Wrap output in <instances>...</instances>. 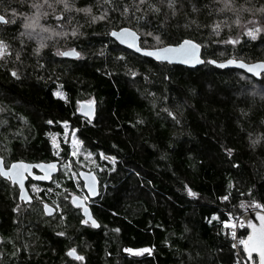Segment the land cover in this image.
Returning a JSON list of instances; mask_svg holds the SVG:
<instances>
[{"label":"trees","instance_id":"obj_1","mask_svg":"<svg viewBox=\"0 0 264 264\" xmlns=\"http://www.w3.org/2000/svg\"><path fill=\"white\" fill-rule=\"evenodd\" d=\"M32 2L13 0L8 6L28 13ZM76 2L83 7L98 0ZM124 2L131 4L132 0ZM150 2L170 17L162 29L165 44L192 38L202 43L206 60H264V34L256 40L240 35L252 14L241 12L240 27L222 29L216 36L210 25L222 15L234 17L231 13H215L213 0H182V8L181 0H177L175 17L160 0ZM193 3L198 9L195 13L191 10ZM205 3L207 8L202 7ZM252 3L259 7L264 0ZM71 15L72 24H78L82 34L67 38L64 47L75 48L81 53L79 58L59 56L55 46L43 50L39 57L32 55V40L21 37L25 45H19L21 24L3 25L0 35L16 37L13 53L20 51L23 63L17 62L14 54L0 62V100H4L0 103L10 111L5 119L7 126H0V142L7 146L3 155L9 161L62 162L52 153L49 132L62 136V122L67 121L97 161L91 170L99 177L100 195L90 206L100 227L82 226L81 210L75 208L64 223L58 220V213L49 218L33 210L19 219L22 222L14 223L18 220L12 211L16 190L0 178L1 235L18 246L29 245L11 264H82L66 256L70 247L85 257L83 264H193L189 254L196 253L198 264H234L230 234L226 235L227 230L212 218L215 215L223 220L229 212L238 216L241 201L247 205L252 199L264 203V100L260 96L264 79L239 70H221L209 63L198 68L158 63L120 46L108 35L118 25L133 27L141 36L142 47H155L153 38L139 31L136 21L127 23L119 12L111 13L116 17L111 22L94 24L83 14ZM147 15L152 25L163 19V15L158 19H152L153 13ZM260 15L255 13L256 17ZM191 19L201 27H186ZM66 27L70 29L71 25ZM144 30L153 28L145 26ZM228 35H240V43H214ZM11 67L19 70L20 80L6 71ZM57 91L64 97L54 95ZM148 93L155 94V108ZM164 96L169 100H163ZM86 100L96 105L91 123L78 114L80 103ZM164 107L176 112L181 122L176 124L160 111ZM49 120L53 123L48 124ZM9 129L19 130L21 137L12 139ZM249 133L252 139L260 136L261 142L250 146ZM224 147L233 150L231 157ZM61 148L63 160L73 161L69 145L61 142ZM101 153L115 156V163L102 159ZM66 171L62 169L63 175L55 176L53 183L38 184L50 187L60 181L62 188L74 190L76 183L65 176ZM188 188L196 195L190 196ZM224 195H229L227 201L220 199ZM50 198L44 197L51 204ZM40 208L38 205L35 209ZM59 231L66 236H57ZM125 248H150L151 254L132 256L124 252ZM0 251L10 253L12 245L6 242L0 245ZM0 264H10L9 258L4 257Z\"/></svg>","mask_w":264,"mask_h":264},{"label":"snow or ice","instance_id":"obj_2","mask_svg":"<svg viewBox=\"0 0 264 264\" xmlns=\"http://www.w3.org/2000/svg\"><path fill=\"white\" fill-rule=\"evenodd\" d=\"M3 0H0L2 3ZM160 4L166 5V8L170 10L171 17H175L179 11L176 7L177 0H160ZM147 5V7H143ZM183 2L181 0L180 7L182 8ZM202 7L207 8L208 5L205 3ZM30 8L33 11L29 13L19 12L16 8L11 6H7L4 8L3 12H0V25H16L19 18H22L23 23L21 24V28L23 31L19 32V37H27L29 40H34L36 46L32 48L31 54L39 57L41 55L42 49L46 48L48 45L45 41L52 40L56 37L61 38H75L80 33V26L78 24H72V13L83 14L85 17L89 19L91 23H97L98 21H107L111 22L115 20L116 17L112 16L111 13L119 12L120 18L125 20L127 23H131L133 20L136 21L137 26L139 27V31L143 32L145 36L152 37L157 45L152 48L141 47L140 35L137 30H134L133 27H127L118 25L117 27H113L108 35L113 37L120 44L127 45L129 48L135 49L136 52L142 53L148 57L154 58L159 62L166 63H174V62H182L184 64H196V63H211L217 64L218 62L215 59H210L208 61H204L201 59V48L202 43H198L196 40L192 38H181L176 43H164V35L166 33L162 32L163 26L166 21L170 18L168 13H162V9L156 3L150 2V0H132L131 4L124 2V0H98V2L93 5L91 3H86L83 7H78L76 0H34L30 4ZM94 8L100 9L97 13L94 11ZM212 8L214 12L217 14H226L231 13L233 19H230L228 15H222V19H218L216 22L210 25L212 33L216 36L221 35L222 29H228L231 31L232 26L235 25L237 27L241 26L240 13L245 12L252 14L250 19H246L243 25V32L240 35H246L251 40H256L257 36L260 34H264V24H261V20H264V3L260 4L257 7L252 3V0H213ZM192 12L195 13L198 11L196 5L192 4ZM136 13H142L141 15H137ZM148 13H153L152 19H158L160 15H163V19H158V24L152 25L151 20L148 18ZM255 13H260L259 17L255 16ZM67 14V15H66ZM211 14V13H210ZM66 25H71L69 29ZM192 25H196L197 28L201 27L197 23L195 19H191L186 23V27H191ZM252 25V26H248ZM152 27L153 31H145L144 28ZM5 32L7 29L4 30ZM240 35L233 36L228 35L226 39H221L219 41H214V43L225 44V45H237L240 43ZM16 39V37L4 38L3 35H0V61H6L13 54L15 55V60L19 63H23L21 60V52L16 51L13 53V44L12 41ZM147 43V41H144ZM19 45L21 48L25 45V40L20 39ZM57 55L59 56H74L79 58L81 53L76 51L75 48H71L68 51H59L57 50ZM227 65H237L240 68L245 69L248 73H251L258 79H264V60L257 61L252 64L245 63L243 60H237L230 58L225 63H220V67H225ZM43 67V65H39ZM6 71L10 74V76L16 80H20V73L16 67L7 68ZM132 75L135 76L136 73L132 72ZM169 77L166 75L165 80H168ZM54 95L63 98L62 93L56 92ZM149 96L153 97V107H156L155 103V94L148 93ZM261 99L264 100V89H262L260 93ZM163 100L168 101L169 97H162ZM91 105V101L88 102ZM4 111L3 108H0V112ZM160 111L166 113L167 117L171 118L176 124H179L181 121L176 112L171 110L168 107H164L160 109ZM92 112L91 107H89L85 112V116H89ZM19 118V117H18ZM23 119V118H20ZM7 120H0V126L7 125ZM48 124H52L53 121L49 120ZM65 127V135L67 137V121L62 122ZM89 123H91V119H89ZM139 123H143V121H139ZM74 131V130H73ZM11 132V129H9ZM12 139H17L21 137L22 133L17 130L15 132H11ZM250 137V146H255L261 142V137L258 136L255 139L251 138V133H249ZM5 141H8V136L5 135ZM81 142L73 136L72 145L75 148H78V145ZM51 146L54 150V155H59L57 149L59 148L58 141L56 136L53 135L51 137ZM5 150H8L7 148ZM224 152L227 156L231 157L233 150L227 147H224ZM71 155H77V151H73ZM89 155H91L89 153ZM102 159H110L113 164L116 161V157H105L103 153H101ZM39 168L43 171V175L39 177H35L39 180H51V173L57 171V164L55 162L50 163H39L36 165H32L26 163L22 160H13L11 163H8L5 160V157L0 155V178H3L5 181L10 182L12 185H18L19 187V201L23 202V207L25 209L32 208L33 201H39L41 208L39 210L32 209L33 211H38L39 215L46 216L49 218H55L54 214H59V219L61 223H64L65 217L68 212L72 211L73 208L80 209L82 211L83 218L80 219V224L82 226H90L93 228H99L100 225L95 218L92 217L87 201L90 200L91 197L96 196L97 187H96V178L92 173L87 174H77L72 171L71 165H67V171L65 172V176L70 180L76 183V187L79 189V179L80 176L84 177L83 189H86V194L77 195L72 193L70 195H64L63 200L65 202L70 203L71 208L62 207L60 203L57 201H53L50 205L47 203L43 197L40 195H29L27 190L25 189L24 181L26 179L25 174L27 173L29 176L33 175L32 169ZM232 167L238 168V164H232ZM70 173V175H69ZM137 175H139L137 173ZM60 187L59 183L56 185ZM187 187V186H186ZM229 187H233L232 184H229ZM32 190L34 193H39L40 189L36 187V185H32ZM188 194L190 196H195L196 193L188 188ZM53 191L52 188H48L46 193H51ZM67 192V189L64 190ZM249 195L252 193V189H249ZM57 195H60L59 193ZM222 201H227L229 199V195H224L220 197ZM240 208L252 209L255 213V220L258 223H254L252 219H248L243 215L235 216L232 212L227 213V218L221 220L218 216H213V220L219 221L222 225L223 229H226V235H231L232 240L234 241L231 244V248L236 249L237 247H242V252L236 254V260L234 264H264V203L260 200L252 199L251 203L245 205L243 201L240 202ZM22 209V204H16L12 211L20 214ZM22 221L14 219V223H20ZM212 221L210 220L209 223ZM237 228H246L247 235L246 236H238ZM114 231L119 232V229H115ZM32 235V233H29ZM57 236L64 237L66 233L64 231H59L56 233ZM19 239V237H17ZM9 243L12 245V251L9 253L7 251H0V260H3L4 257H8L10 264L11 262L18 256L22 255L24 251H27L29 248L28 244H24L22 246H18L13 240L10 238H6L4 236H0V245L4 243ZM124 252L129 254L141 255L142 253L151 254L150 248H125ZM256 254L254 257L253 254ZM66 256L72 258L75 261L83 262L85 257L78 253L75 247L68 248L66 252ZM199 256V253L195 255L189 254L190 262L193 264H198L196 261V257Z\"/></svg>","mask_w":264,"mask_h":264},{"label":"rangeland","instance_id":"obj_3","mask_svg":"<svg viewBox=\"0 0 264 264\" xmlns=\"http://www.w3.org/2000/svg\"><path fill=\"white\" fill-rule=\"evenodd\" d=\"M27 8H28V5H27ZM29 9H31L30 7H29ZM32 11H33V9H32ZM19 12H23V11H19ZM23 13H25V12H23ZM29 13V12H28ZM18 23H19V25L20 24H22L23 23V20H22V18H19L18 19ZM251 26V25H250ZM20 30L21 29H18V32H20ZM21 31H23V29L21 30ZM17 32V33H18ZM17 35H19V33L17 34ZM18 38L20 39L21 37H19L18 36ZM26 38V40L27 41H29V39L27 38V37H25ZM66 39L65 38H61V37H56V38H53L52 40H49V41H45V43L48 45L46 48H48V47H56L57 49H56V53H57V50H59V51H65L66 50V47H64V41H65ZM51 42V43H50ZM58 44H62V46H58ZM32 45H35L36 46V44H35V41L34 40H32ZM156 45V44H155ZM157 46V45H156ZM46 48H44V49H42V51L43 50H45ZM55 50V49H54ZM9 59V58H8ZM0 62H4V61H0ZM57 92H60V93H62L61 91H57ZM62 95H63V97H64V94L62 93ZM1 102H3L4 100H0ZM86 101H90V100H86ZM0 108H3L4 109V111H2V112H0V120H5L6 119V117L8 116V113H10V111H9V108L6 106V105H4V104H2V103H0ZM4 126H7V125H4ZM2 127V126H1ZM65 125L62 123V129H63V134H62V136L60 135V134H58V133H56V132H49V139H50V144H51V137L53 136V135H55L56 136V139H57V141H58V144H59V148L57 149V151L59 152V155L57 156V157H59L60 158V160L62 161L61 162V166H62V168H60V172H59V175L60 176H62L63 175V173H62V169H63V171L64 170H68L67 169V165H71V169H72V171L73 172H75V173H77L79 170H81V169H84V170H91V167H94V168H96V159L94 158V156L92 155V153H90L88 150H86V148L83 146V141L80 139V137L78 136V133H77V130L75 129V128H72L71 127V125L68 123L67 124V130H68V134H67V137H66V135H65ZM74 130V131H73ZM2 131V130H1ZM73 136H75V138L77 139V140H79L81 143L78 145V148H75L74 149V147H73V145H72V139H73ZM61 142H64V143H66V144H68L69 145V147H70V149H71V153L73 152V151H77V155H75V156H73V155H71L74 159H73V161L72 160H63V158L61 157V155H60V152H61ZM7 148V146L5 145V143H3V142H0V155H2V156H4L5 157V155H3L4 154V152H7V150H5ZM51 150H52V153L54 154V150H53V148H52V146H51ZM89 153L91 154V155H89ZM65 168V169H64ZM62 174V175H61ZM78 174V173H77ZM69 175H70V173H69ZM57 177V176H56ZM54 179H55V177H54ZM54 181V180H53ZM53 183V182H52ZM57 183H59V185H60V187H57L56 185H57ZM79 184H80V188L78 189V188H76V189H74V190H70V189H68V188H65V187H61L62 186V184H61V182L60 181H57L53 186H47V187H45L44 185H41V184H38V183H36V182H31L30 184H29V189H30V191H31V193L33 194V196H36V195H40L41 197H43V199H44V197L47 195H49L51 198V204H52V202L55 200V201H57L58 203H60L61 204V206L62 207H65L66 205H67V207H69V205H70V203H68V202H65L64 200H63V196L64 195H70V194H72V193H75V194H77V195H83V194H86V191L83 189V182H82V180L81 179H79ZM32 185H36V187L38 188V189H40V191H39V193H34L33 192V190H32ZM11 186V185H10ZM11 188H12V190H14V188L11 186ZM48 188H52L53 189V191L51 192V193H46V190L48 189ZM65 189H67V192H65L64 190ZM60 194V195H57V194ZM15 199H16V204H22V209H21V212H20V214L18 215V220L20 219H22L23 217H24V215L25 214H27L28 213V211H32V209H35L36 207L38 208V205L39 206H41L40 205V203H39V201H34V204H33V206H32V208H29V209H25L24 207H23V203L22 202H20L19 200H18V195H17V192L15 193ZM45 200V199H44ZM91 201H92V199H90L89 201H88V203L90 204L91 203ZM15 206V205H14ZM59 215V214H58ZM59 221H60V219H58ZM1 229H2V227H1ZM0 229V230H1ZM1 236V235H0ZM145 253H147V252H145ZM129 254V253H128ZM142 254H144V253H142ZM141 254V255H142ZM130 255H135V254H130ZM85 261H83V262H81L82 264L84 263Z\"/></svg>","mask_w":264,"mask_h":264},{"label":"water","instance_id":"obj_4","mask_svg":"<svg viewBox=\"0 0 264 264\" xmlns=\"http://www.w3.org/2000/svg\"><path fill=\"white\" fill-rule=\"evenodd\" d=\"M112 39H113L117 44H119L120 46H122V47H124V48H126V49H128V50H130V51H132V52H134L135 54H138V55H140V56H144V57L150 58V59L154 60L155 62L162 63V62L156 61V60H155L154 58H152V57H148V56H146V55H144V54H142V53H138V52H136L135 49H133V48H129L127 45L120 44V43H119L118 41H116L113 37H112ZM140 42H141V36H140V41H139V43H140ZM140 45H141V44H140ZM141 47H142V46H141ZM68 50H69V49H67V50H65V51H68ZM76 51H77V50H76ZM78 52H79V51H78ZM63 57H65V58H77V57H74V56H63ZM201 59L204 60V61H208V60H210V59H207V60H206V59L203 57V47L201 48ZM229 59H230V58H229ZM233 59H236V58H233ZM227 60H228V59L223 60V61H217V62H218L217 64H211V63H209V64H211V65H213V66H215V67H217V68H219V69H221V70H229V69L239 70V71H242V72L248 74L249 76H252V77L256 78V77L253 76L251 73H248L245 69L240 68V67H238L237 65H227V64H225V67H220V66H219L220 63H225ZM237 60H242V59H237ZM243 61H244V60H243ZM260 61H262V60H260ZM244 62H245V63H248V64H252V63H255V62H257V61H255V62H247V61H244ZM164 63H166V62H164ZM206 63H207V62H205V63H196V64H184V63H182V62H174V63H171V64H169V63H167V64H169V65H181V66L188 67V68H198V67H200V66H202V65H204V64H206ZM256 79H258V78H256ZM89 107H91L92 112L90 113L89 116H85L84 112H85ZM78 114L83 115L86 119H93L94 116H95V114H96V105H95V103H94V102H91V105H89L88 102H82V103H80V105H79V109H78ZM22 161H24V160H22ZM24 162L29 163V164H32V165H36V164L42 163V162H27V161H24ZM50 162H55V163L57 164V171L51 173V176H52V179H51V180H39V179H36L35 177L42 176L44 173H43V171H42L41 169H39V168H35V167L31 170L32 173H33V175L29 176L27 173L25 174L26 179H25V181H24V185H25V189L27 190V192H28L29 195H32L31 192H30V190H29V188H28V185H27V184H28V181H29L30 179H32V180L35 181V182H39V183H51V182L53 181L54 177H55L56 175L59 174V172H60V161L55 160V161H50ZM50 162H43V163L47 164V163H50ZM35 169L38 171V173H36V172L34 171ZM80 173H83V174L92 173V174L95 176V178H96V187H97V193H98V194H97L96 196L91 197L90 199H96V198H98L99 195H100V180H99V177H98L97 173H96L94 170H84V169L79 170V171H78V174H80ZM80 179L82 180V182H83V184H84V177H83V176H80ZM17 187H18V185H17ZM18 189H19V187H18ZM84 190L86 191V189H84ZM47 203H48V202H47ZM86 203L88 204V207H89V210H90V213H91L92 217L96 219V217H95L94 214H93V211H92V208H91L90 204L88 203V201H87ZM49 204H50V203H49ZM50 205H51V204H50ZM245 205H247V204L245 203ZM239 208H240V207H239ZM240 209H241L242 211L245 212L244 217H246V218H248V219H252L254 223H258V221L255 220V213H254V211H253L252 209H248L247 211H245V209H243V208H240ZM81 213H82V211H81ZM54 215H55V214H54ZM96 220H97V219H96ZM97 222L99 223L98 220H97ZM99 225H100V223H99ZM253 255H254V257L256 256L255 253H254Z\"/></svg>","mask_w":264,"mask_h":264},{"label":"flooded vegetation","instance_id":"obj_5","mask_svg":"<svg viewBox=\"0 0 264 264\" xmlns=\"http://www.w3.org/2000/svg\"><path fill=\"white\" fill-rule=\"evenodd\" d=\"M12 2L13 0H3V2L2 3H0V12H3V10H4V8L5 7H7L8 6V2ZM2 30H3V25H0V34H1V32H2ZM5 160L8 162V163H11L13 160H8L7 158H5ZM60 168H62V166H61V162H60ZM36 173H38V171L35 169L34 170ZM57 176V175H56ZM8 182V181H7ZM31 182H35V181H33L32 179H30L29 181H28V188H29V184L31 183ZM10 183V182H9ZM36 183H39V182H36ZM11 184V183H10ZM11 186L16 190V192H17V195H19V189H18V187H17V185H12L11 184ZM30 190V189H29ZM31 192V191H30ZM32 194V193H31ZM33 195V194H32ZM14 197H15V195H14ZM19 200V199H18ZM21 202V201H20ZM23 203V202H22ZM33 204H34V201H33ZM33 204H32V206H33ZM14 205H16V203L14 204ZM14 214L17 216V218H18V215H17V213H15L14 212ZM55 215H57V214H55ZM54 215V216H55ZM0 229H1V217H0ZM0 235H1V230H0ZM2 236V235H1Z\"/></svg>","mask_w":264,"mask_h":264},{"label":"built area","instance_id":"obj_6","mask_svg":"<svg viewBox=\"0 0 264 264\" xmlns=\"http://www.w3.org/2000/svg\"><path fill=\"white\" fill-rule=\"evenodd\" d=\"M244 214H245V212L242 211L238 216H240V215L244 216ZM244 230H246V228H237V235L238 236H246V235H243V231ZM230 237H231V235H230ZM231 240H232V238H231ZM233 242L234 241L232 240V243ZM233 250H234V257H235V260H236V254L242 252V247H237L236 249H233Z\"/></svg>","mask_w":264,"mask_h":264}]
</instances>
